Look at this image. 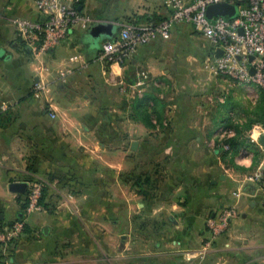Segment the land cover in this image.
<instances>
[{
	"label": "crops",
	"instance_id": "obj_1",
	"mask_svg": "<svg viewBox=\"0 0 264 264\" xmlns=\"http://www.w3.org/2000/svg\"><path fill=\"white\" fill-rule=\"evenodd\" d=\"M78 9L111 23L168 14L161 0ZM14 18L43 17L34 0H0V224L24 215L26 191L10 192L12 181H41L43 208L23 216L0 264H264V189L244 180L264 162L263 90L205 69L210 43L188 23L105 65L109 38L90 27L36 55ZM139 71L147 79L131 89ZM229 127L238 145L220 152ZM231 206L204 250L207 218Z\"/></svg>",
	"mask_w": 264,
	"mask_h": 264
},
{
	"label": "built area",
	"instance_id": "obj_2",
	"mask_svg": "<svg viewBox=\"0 0 264 264\" xmlns=\"http://www.w3.org/2000/svg\"><path fill=\"white\" fill-rule=\"evenodd\" d=\"M161 3L168 10V14L158 23H113L116 32L103 41L98 59L105 65L123 64L138 46L157 37L168 39L173 25L188 23L210 43L211 55L205 60V69L212 74H223L236 83L254 85L264 91V0H161ZM214 3L235 5L234 16L207 18L206 9ZM34 5L43 17L42 21L14 18L12 24L36 55L57 45L74 29H88L94 23L101 22L80 11L78 0H34ZM218 50H221L220 55L216 54ZM251 69L253 73L250 72ZM146 79L147 75L139 71L136 82L130 85L131 89H136ZM119 84L123 85V82L120 81ZM122 85L121 90L124 91ZM33 88L36 95H39L44 91V83L38 80ZM5 108V105H0V112ZM49 115L51 118L55 117L54 112ZM254 130L258 136L264 135V124L257 125ZM233 135L234 131L230 128L220 130V138ZM244 180L258 183L264 189V162L254 172L246 175ZM41 196V181H28L24 215L42 210ZM236 214V209L231 206L223 208L217 216L207 218L210 239L204 245V250L221 231L227 229L229 220ZM23 216L10 223L0 224L1 250L5 251L23 233Z\"/></svg>",
	"mask_w": 264,
	"mask_h": 264
},
{
	"label": "water",
	"instance_id": "obj_3",
	"mask_svg": "<svg viewBox=\"0 0 264 264\" xmlns=\"http://www.w3.org/2000/svg\"><path fill=\"white\" fill-rule=\"evenodd\" d=\"M236 12V6L227 4V3H214L208 5L206 9V16L207 18H212L215 16H234ZM116 32V26L111 22H96L89 28V35L93 37L94 39H100V38H111L112 35ZM217 55L221 54V50H218L216 52ZM252 58V56L250 57ZM251 73H253V69L250 70ZM259 143L264 146V135H261L259 137ZM132 148H134L133 145H136V142L131 143ZM27 188L26 182L21 181H12L8 184V189L10 192L13 193H25Z\"/></svg>",
	"mask_w": 264,
	"mask_h": 264
},
{
	"label": "trees",
	"instance_id": "obj_4",
	"mask_svg": "<svg viewBox=\"0 0 264 264\" xmlns=\"http://www.w3.org/2000/svg\"><path fill=\"white\" fill-rule=\"evenodd\" d=\"M81 3V0H78V4ZM129 19V18H128ZM135 20H126V21H132V22H140L139 20H136L137 18H134ZM164 17H161V16H158L156 14H151V15H148L144 21H150V22H153V23H158L160 22L161 20H163ZM143 22V21H142ZM262 122L264 123V117L262 119ZM230 129H232L233 131H235V128L234 127H229ZM236 132V131H235ZM222 144H227L228 145V150H224V151H234L236 150V147L238 145L237 142H235L232 138H224L220 143L219 145L217 146L219 150H221L220 152H223V149H222ZM42 200H43V187H42V196H41V199H40V203L43 205L42 203ZM25 204H26V201L24 200V205H23V209L25 207ZM24 232V230H23Z\"/></svg>",
	"mask_w": 264,
	"mask_h": 264
},
{
	"label": "rangeland",
	"instance_id": "obj_5",
	"mask_svg": "<svg viewBox=\"0 0 264 264\" xmlns=\"http://www.w3.org/2000/svg\"><path fill=\"white\" fill-rule=\"evenodd\" d=\"M200 34V33H199ZM201 35V34H200ZM202 36V35H201ZM203 37V36H202ZM254 133L256 134V132L254 131Z\"/></svg>",
	"mask_w": 264,
	"mask_h": 264
}]
</instances>
